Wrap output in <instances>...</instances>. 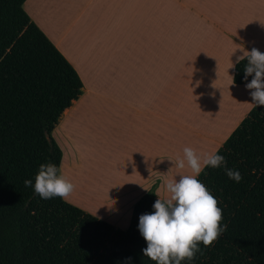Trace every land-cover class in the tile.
Returning a JSON list of instances; mask_svg holds the SVG:
<instances>
[{
    "label": "crops",
    "instance_id": "1",
    "mask_svg": "<svg viewBox=\"0 0 264 264\" xmlns=\"http://www.w3.org/2000/svg\"><path fill=\"white\" fill-rule=\"evenodd\" d=\"M262 1L23 3L30 20L83 84L81 96L63 112L53 130L62 153L58 175L63 174L81 191L84 186L80 184L86 190L88 186L97 189L86 180H91L93 173H83L92 163L108 186L115 187L120 176L117 185L128 187L113 188L120 191L117 194L109 192L115 196L110 203L118 202L112 204L111 214L98 215L103 221L116 229L127 226L132 205L143 189L156 187L157 198L169 199L167 182L191 174L187 166L181 170L175 164L177 158H183V149L191 147L201 155L215 153L246 117L254 105L250 90L246 84L233 83L234 67H230L243 55V49L264 52L258 36ZM225 93L232 95L220 105ZM216 94L220 99L211 101ZM215 108H229V115L207 138ZM194 112L197 124L193 126L199 127L202 121L200 132L184 129L175 120H190ZM67 200L76 203L71 197ZM78 206L97 216L87 206Z\"/></svg>",
    "mask_w": 264,
    "mask_h": 264
},
{
    "label": "trees",
    "instance_id": "2",
    "mask_svg": "<svg viewBox=\"0 0 264 264\" xmlns=\"http://www.w3.org/2000/svg\"><path fill=\"white\" fill-rule=\"evenodd\" d=\"M25 1L0 0V264H156L143 256L147 243L138 228L139 217L155 211L154 193L135 203L120 230L25 187V180L34 185L41 164L59 170L62 153L52 132L83 90L77 72L24 11ZM247 63L245 57L235 64L234 84L253 78L244 79ZM215 154L226 165L206 166L197 179L217 199L227 228L181 264H264V106L253 105ZM226 168L242 180L230 179Z\"/></svg>",
    "mask_w": 264,
    "mask_h": 264
},
{
    "label": "clouds",
    "instance_id": "3",
    "mask_svg": "<svg viewBox=\"0 0 264 264\" xmlns=\"http://www.w3.org/2000/svg\"><path fill=\"white\" fill-rule=\"evenodd\" d=\"M241 51L243 55L237 57V63L245 57L248 61L244 79L247 81L254 74L245 85L250 90L252 104L264 106V53L257 48ZM233 67L234 64L230 68ZM183 153V158H177L176 167L182 170L187 166L191 174L168 181L166 189L170 198L163 201L158 198L153 205L155 211L139 217L138 228L147 243L142 250L143 256L156 264H181L184 260H193L201 243L204 247L211 246L227 228V225L221 227L223 216L217 199L197 179L206 166L219 168L226 165L225 158L215 153L201 155L191 147H185ZM225 171L236 182L243 178L239 171L227 168ZM24 184L33 187L42 199L59 197L67 200L75 191V185L63 174L58 175L57 166L51 163L40 165L34 185L32 180H25ZM127 260L131 261V257Z\"/></svg>",
    "mask_w": 264,
    "mask_h": 264
},
{
    "label": "rangeland",
    "instance_id": "4",
    "mask_svg": "<svg viewBox=\"0 0 264 264\" xmlns=\"http://www.w3.org/2000/svg\"><path fill=\"white\" fill-rule=\"evenodd\" d=\"M260 5H261V9L262 10V18H261V24L258 28L259 30V38L261 39V41L263 42L264 44V1L260 2ZM225 92V90H222ZM232 95V94H226L224 95V102H221L220 105H225L228 100H229V96ZM218 98L220 99V96L218 94H216V96L214 98L211 99V101L213 100H218ZM192 108V106H191ZM193 109V108H192ZM229 108H224L223 111H220L218 110L217 108H215L212 112H211V117L210 119H212V122H213V126H209L208 127V130L207 131V138L208 137H212L213 134H211L210 132H213V133H216L218 131V128L217 127H214V126H217L220 124V120L223 118V117H226L228 116L229 114ZM196 115V113L194 112L191 116H190V120H188V117L184 118L183 119H175L177 121V123H180V125L186 129V128H189L191 127L194 131H197V132H200V127L202 125V121H199V127H194L193 125L197 124V122H194V116ZM200 119V117H199ZM210 131V132H209ZM52 137L54 139V136H53V132H52ZM55 140V139H54ZM56 142V140H55ZM220 148V147H219ZM218 148V149H219ZM68 152H70V155L72 156L71 154V151L68 150ZM91 166H86V169L83 170V173L84 175L86 174H90V173H93V177L91 180L87 179L86 180L88 181V184L90 186H92V188H97V189H91L89 188V186L87 187L88 190L85 189V185L83 184H80L84 187H80V188H83L84 191H81L79 190L78 187H75V191L72 193V195L70 196L71 199H73L72 201H76L75 205L76 207H79L78 205H85L87 206L88 208H90L91 210L95 211L97 213V218L101 219L100 217H98V215H108V214H111V212L114 210V206L113 205H116L118 201L116 202H113V203H110V201H112L115 196H112L111 194L112 193H120L119 192H115V190H113V188H116V190H121V188H126L128 189V187H125L126 184H124V187H119L117 185V182H119L121 180L120 176H117V178L115 179V187H113V185H107V181L99 174V173H95V171L93 170V165L92 163L90 164ZM89 171V172H87ZM82 174V173H81ZM110 178V177H109ZM111 179V178H110ZM109 188V190H107ZM156 188V187H155ZM155 188H150V189H147L146 191L143 189V194H141L138 198V200L146 193L148 192H152L156 195L155 193ZM110 191H113L111 194L109 193ZM145 191V193H144ZM82 192V193H81ZM122 193V192H121ZM129 193V192H127ZM123 195V194H122ZM127 195V194H125ZM124 195V196H125ZM123 196V198H124ZM107 197V198H105ZM113 197V198H112ZM157 197V195H156ZM122 198V199H123ZM125 200V199H124ZM137 200V201H138ZM67 202H69L68 200H65ZM136 201V202H137ZM135 202V203H136ZM113 204V205H112ZM120 204V203H118ZM135 204H133L132 206L134 207ZM133 207L131 208V212H130V215H132V209ZM80 208V207H79ZM82 209V208H80ZM83 210V209H82ZM84 211V210H83ZM91 214V213H89ZM93 215V214H91ZM94 216V215H93ZM131 219V218H130ZM103 220V219H101ZM107 222V221H106ZM109 223V222H108ZM129 224V223H128ZM127 224V226H128ZM114 226V225H113ZM127 226H125L124 228H119L120 230H125L127 228ZM115 227V226H114Z\"/></svg>",
    "mask_w": 264,
    "mask_h": 264
}]
</instances>
